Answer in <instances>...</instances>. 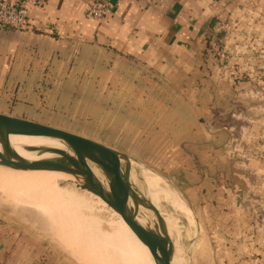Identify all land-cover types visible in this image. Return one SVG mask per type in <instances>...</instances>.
Listing matches in <instances>:
<instances>
[{"label":"crops","instance_id":"crops-1","mask_svg":"<svg viewBox=\"0 0 264 264\" xmlns=\"http://www.w3.org/2000/svg\"><path fill=\"white\" fill-rule=\"evenodd\" d=\"M91 1L39 0L36 5H29L28 28L0 27V79L16 74L27 82L29 77L24 74L30 73V65L50 59L57 66L53 85L57 96L80 95L82 88L73 84L79 80L76 68L87 63L99 71L105 70L101 73L105 79L133 81L137 72L126 78L117 70L124 66L136 70L140 66L168 81L185 80L186 87L192 88L198 74L202 75L201 65L206 64L202 52L208 49L220 24L227 18L237 19L242 39L237 42L248 46L249 55L240 60L248 76L238 87L234 84L235 70L224 78L216 73V84L221 83L222 87L224 82L227 87L217 86L214 94L226 96L227 100L224 103L215 99L209 106H197L193 125L203 128L204 119L212 130H225L224 139L229 144L235 143L237 129L242 133L238 138L250 137L245 142L250 144V153L243 158L247 165L233 169L232 181L223 184L219 180L218 185L227 186L228 197L218 204L225 220L218 217L215 224L223 222L227 228L228 264H264V105L247 100L251 93L264 94V0H108L112 13L102 22L86 14ZM256 52L258 57L252 55ZM215 66L212 70L218 71V64ZM252 81L257 82V87H251ZM60 82L66 83L60 86ZM119 87L114 90L116 94L123 92V86ZM107 89L105 85L100 90ZM122 96H131L134 106L140 103V92L135 86L130 94ZM162 108V113L169 110ZM159 109L157 106L156 111ZM160 136L165 138L167 134L154 135ZM184 137L188 138L187 133ZM182 139L165 142L178 144ZM210 141L220 143L216 131ZM200 142L196 141L202 145ZM198 154L202 160L220 157L217 149H200ZM212 209L214 212L215 206ZM6 225L0 224V264H37L33 246L24 244L17 232L8 235Z\"/></svg>","mask_w":264,"mask_h":264},{"label":"rangeland","instance_id":"rangeland-1","mask_svg":"<svg viewBox=\"0 0 264 264\" xmlns=\"http://www.w3.org/2000/svg\"><path fill=\"white\" fill-rule=\"evenodd\" d=\"M238 22L237 19L227 18L220 24L208 49L202 52L201 57L206 64L201 65L202 75L198 74L192 88L186 87L185 80L168 81L140 66L136 70L131 66L117 70L124 77L137 72L139 75L133 81L116 80L113 77L105 79L101 76L105 70L99 71L97 66L87 63L76 68L79 80L73 84L82 88L80 95L57 96L56 86L53 87L56 84L54 76L57 66L47 59L44 63L30 65V73L24 74L29 77L27 82L21 81L16 74L0 79V113L94 139L160 171L180 189L197 214L200 235L190 245L193 264H228L227 228L223 222L215 224L220 217V221L225 220L226 215L218 208V204L227 199L228 193L227 186L218 184L219 180L223 184L232 181L233 169H243L247 165L243 158L250 153V144L245 143L249 136L238 138L242 133L241 129H237L235 143L229 144L224 139L225 130H212L210 125H205L204 119L203 128H197V125H193V121H196L193 119L197 116L194 113L197 106H209L215 99L223 100L224 103L227 100L226 96L216 97L214 94L217 86L227 87L224 82L222 87L221 83L216 84V73L224 78L235 70L234 84L238 87L244 83V77L248 76L240 63L249 52L246 43L237 42L242 41L238 33ZM232 43L235 44L230 46ZM262 53L264 56V50ZM252 55L258 57V52ZM215 63L218 64V71L212 70ZM63 83L66 82H60V86ZM105 85L108 89L102 92L100 89ZM120 85L123 86L122 93L130 94L134 86L139 90L138 106H134L131 96L124 98L122 93H115L114 90L120 88ZM251 87H257V82L252 81ZM201 91L206 93L203 95ZM247 100L250 104L264 105V94L258 96V93H251ZM162 103L169 108L163 113ZM157 106H160L158 111ZM212 131L217 133L218 145L210 141ZM156 133H166L167 136L154 137ZM186 133L188 138L184 137ZM182 137L178 144L165 142L181 140ZM197 140L202 145L196 143ZM200 149L207 152L217 149L220 157L214 161L202 160L198 154ZM132 171L134 175V169ZM44 172L53 177L52 172ZM56 179L57 186L61 183L84 198L86 204L76 213L93 219L92 226L97 227L98 231L111 233L120 226L121 220L117 213L110 211L111 208L102 207L96 197L75 189L73 184ZM134 180L137 179L134 177ZM195 188H198V192ZM165 189L172 194L169 189ZM76 205L78 203L68 204L65 209L75 211L78 208ZM212 206H215L214 212ZM35 210L14 193L0 190V224H8L4 229L8 235L13 236L17 232L19 237H23L24 244L26 242L28 246H33L37 264H102L99 256L86 258V251L76 245H69V237L63 235L47 218L40 219L39 211ZM212 216L215 217L214 221H211ZM78 228L82 233L87 230L86 224ZM194 228L193 223L190 234H193Z\"/></svg>","mask_w":264,"mask_h":264},{"label":"water","instance_id":"water-1","mask_svg":"<svg viewBox=\"0 0 264 264\" xmlns=\"http://www.w3.org/2000/svg\"><path fill=\"white\" fill-rule=\"evenodd\" d=\"M9 133L44 136L57 143L22 145L34 155L28 160L11 148ZM0 146V167L61 173L67 177L62 182L103 200L148 248L155 264H193L190 245L200 235L197 214L180 189L160 171L94 139L4 113H0ZM143 173L159 178L183 202L195 225L193 234L188 219L161 202L164 212L171 214L182 230L179 233L178 228L168 225L151 201Z\"/></svg>","mask_w":264,"mask_h":264},{"label":"bare ground","instance_id":"bare-ground-1","mask_svg":"<svg viewBox=\"0 0 264 264\" xmlns=\"http://www.w3.org/2000/svg\"><path fill=\"white\" fill-rule=\"evenodd\" d=\"M7 137L12 145L11 148L18 155L28 160L33 159L34 155L22 148V145L57 143V141L50 138L32 134L9 133ZM0 151L2 152L1 146ZM50 172L53 173V177H49L50 173H46L44 170H15L0 167V190L14 193L29 206L34 207L39 211L38 216L40 219L47 218L55 228H59L63 235L69 237L67 241L69 245H76L84 252L86 251V258L87 256H99L102 264H155L148 248L135 236L118 213L121 220L119 227L113 229L111 233L98 231L97 227L92 226L94 224L93 219H88L85 216L81 217L76 213L86 204L84 198L82 199L80 194L77 195L76 191L69 190L67 186L61 183L58 186L56 185V178L65 180L67 177L61 173ZM143 174L151 201L165 217L168 225L178 228L179 233L182 230V227L178 225V221L173 220L171 214L164 212V208L160 206L161 202L169 204L175 212L183 214L188 219L191 227L193 219L183 202L170 194L159 178L147 173ZM97 199L102 207H107L103 200ZM71 203H78L76 205L78 208L75 211H66V205ZM110 211L116 213L112 209ZM83 224H86L87 230L85 233L80 232V228H78Z\"/></svg>","mask_w":264,"mask_h":264},{"label":"built area","instance_id":"built-area-1","mask_svg":"<svg viewBox=\"0 0 264 264\" xmlns=\"http://www.w3.org/2000/svg\"><path fill=\"white\" fill-rule=\"evenodd\" d=\"M39 0H0V27L10 30L26 29L29 26V5ZM112 13L108 0H92L86 14L102 22Z\"/></svg>","mask_w":264,"mask_h":264}]
</instances>
